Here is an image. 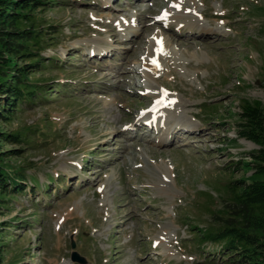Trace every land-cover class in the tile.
Returning a JSON list of instances; mask_svg holds the SVG:
<instances>
[{
    "label": "rangeland",
    "instance_id": "rangeland-1",
    "mask_svg": "<svg viewBox=\"0 0 264 264\" xmlns=\"http://www.w3.org/2000/svg\"><path fill=\"white\" fill-rule=\"evenodd\" d=\"M41 1L42 100L0 118V264H227L200 238L230 187L264 180L239 134L246 104L264 118V0ZM147 109L192 128L121 130Z\"/></svg>",
    "mask_w": 264,
    "mask_h": 264
},
{
    "label": "trees",
    "instance_id": "trees-1",
    "mask_svg": "<svg viewBox=\"0 0 264 264\" xmlns=\"http://www.w3.org/2000/svg\"><path fill=\"white\" fill-rule=\"evenodd\" d=\"M41 2L0 0V96L7 100L0 105V118L6 116L9 120L13 113L22 109L23 103L42 100V86L29 83L28 76L37 70L30 68L44 66L39 47L45 36L32 25L26 26L31 12L43 6ZM18 60L24 62L21 67L15 66ZM246 105L239 134L260 146L253 158L257 164L256 173L264 175V118L259 107ZM23 138L17 141L23 142ZM3 170L0 164V191L10 195L6 191ZM236 187H230L233 196L221 213L215 215L216 227L209 229L200 241L221 246L220 263L264 264V180L242 185L239 193Z\"/></svg>",
    "mask_w": 264,
    "mask_h": 264
},
{
    "label": "bare ground",
    "instance_id": "bare-ground-1",
    "mask_svg": "<svg viewBox=\"0 0 264 264\" xmlns=\"http://www.w3.org/2000/svg\"><path fill=\"white\" fill-rule=\"evenodd\" d=\"M109 2H110V0H106L105 1V3H103V5H102V8L103 9H107V8H109L108 7V5H109ZM174 13H176V11H173ZM166 16H167V14H166ZM161 17V16H160ZM163 24H165L166 26H168L167 25V23H166V19H165V15H163L160 19H159ZM169 21V20H168ZM185 25H186V23H185ZM190 27L192 26V27H194L192 24H188ZM164 27V26H163ZM182 27V26H181ZM112 32V31H111ZM131 33V32H130ZM110 38H112L113 40H114V38L111 36V34H110ZM115 42L116 41H118V39H116V40H114ZM163 41H162V39L159 37V36H156L154 39H152V41H151V43H150V46H151V48H152V51H156L161 45L163 46V44L164 43H162ZM161 46V47H162ZM95 47H97L96 45H95ZM94 47V48H95ZM160 47V48H161ZM107 48H109V47H104V49H106V50H99V47H97V52H98V54H102V53H104V52H106L107 50H109V49H107ZM159 48V49H160ZM158 49V50H159ZM94 51V50H93ZM150 51V50H149ZM90 53H93V52H90ZM149 54V56L147 57V58H145V61H144V65H143V69H144V72H145V78L147 79V80H150V76L155 72V65L152 63V59H151V57H152V54L153 53H151V52H149L148 53ZM94 56V55H93ZM147 83V82H146ZM161 96V95H160ZM167 97V96H166ZM167 99L169 100L168 102H170V98H168L167 97ZM167 108H169V107H167ZM167 108H164V109H167ZM164 109H163V113H164ZM166 113V112H165ZM174 117V116H173ZM172 119V118H171ZM141 120L142 121H144L149 127L148 128H150V129H152V128H154V130L156 131V132H159L160 131V129H158V125H159V122H160V120H157V121H155V119H154V117H152V115H150L149 113H147V114H143L142 115V117H141ZM169 122V121H168ZM170 122H171V125H170V127H169V134H170V136H172V134L173 133H175V134H173L174 135V137H171L170 138V141H173V140H175V137H176V135L178 134V132H182V133H184V132H186L188 129H190L191 130V128H189V127H187V128H184L183 127V124L180 122V119H178V118H173L172 120H170ZM140 129V128H139ZM194 129V128H193ZM193 131V130H192ZM168 133H167V136H168ZM178 136V135H177ZM160 140V142L161 143H164V141H166L167 139L165 138V139H159Z\"/></svg>",
    "mask_w": 264,
    "mask_h": 264
},
{
    "label": "water",
    "instance_id": "water-1",
    "mask_svg": "<svg viewBox=\"0 0 264 264\" xmlns=\"http://www.w3.org/2000/svg\"><path fill=\"white\" fill-rule=\"evenodd\" d=\"M72 260L73 261H78L79 260L78 256L75 253L72 255Z\"/></svg>",
    "mask_w": 264,
    "mask_h": 264
},
{
    "label": "snow or ice",
    "instance_id": "snow-or-ice-1",
    "mask_svg": "<svg viewBox=\"0 0 264 264\" xmlns=\"http://www.w3.org/2000/svg\"><path fill=\"white\" fill-rule=\"evenodd\" d=\"M153 64L155 65V64H156V62H155V61H153Z\"/></svg>",
    "mask_w": 264,
    "mask_h": 264
}]
</instances>
